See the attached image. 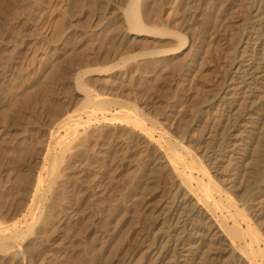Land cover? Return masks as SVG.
<instances>
[{
	"label": "bare ground",
	"instance_id": "obj_1",
	"mask_svg": "<svg viewBox=\"0 0 264 264\" xmlns=\"http://www.w3.org/2000/svg\"><path fill=\"white\" fill-rule=\"evenodd\" d=\"M1 97L0 264H264V0H0Z\"/></svg>",
	"mask_w": 264,
	"mask_h": 264
},
{
	"label": "rangeland",
	"instance_id": "obj_2",
	"mask_svg": "<svg viewBox=\"0 0 264 264\" xmlns=\"http://www.w3.org/2000/svg\"><path fill=\"white\" fill-rule=\"evenodd\" d=\"M59 3H57L56 5H58ZM16 77H17V74H14L13 75V78L11 79V81H14L15 79H16ZM3 100H2V97L0 98V109L1 108H4V106L2 105L3 104Z\"/></svg>",
	"mask_w": 264,
	"mask_h": 264
}]
</instances>
